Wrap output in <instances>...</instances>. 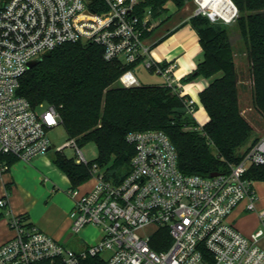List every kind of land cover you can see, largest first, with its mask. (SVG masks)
<instances>
[{
  "label": "built area",
  "instance_id": "1",
  "mask_svg": "<svg viewBox=\"0 0 264 264\" xmlns=\"http://www.w3.org/2000/svg\"><path fill=\"white\" fill-rule=\"evenodd\" d=\"M197 2V13L210 17ZM139 5L140 0H1L0 179L10 167L3 156L30 163L53 148L48 132L62 123L57 107L33 106L19 94V87L29 62L63 44L100 45L106 60L143 64L183 96L174 65L163 66L154 59L146 35L159 25V18L150 8L139 11ZM236 15L223 20L230 22ZM120 82L140 85L132 69ZM185 103L195 118V100L187 98ZM127 141L135 153L121 182L106 179L93 164L94 187L83 194L72 190V231L93 225L101 229L98 238L75 250L30 223L26 215H14L9 221L14 235L0 244V264H264L258 242L264 234V210L259 212L263 227L251 236L229 220L243 201L249 210L256 209L254 181L244 175L249 166L264 165V136L240 162L230 164L229 171L215 176L183 172L176 147L163 130L131 131ZM67 147L76 150L78 163H89L74 138L56 151L64 153ZM6 205L3 196L0 206Z\"/></svg>",
  "mask_w": 264,
  "mask_h": 264
},
{
  "label": "trees",
  "instance_id": "2",
  "mask_svg": "<svg viewBox=\"0 0 264 264\" xmlns=\"http://www.w3.org/2000/svg\"><path fill=\"white\" fill-rule=\"evenodd\" d=\"M190 1L140 0L139 11L150 8L158 19L168 3L182 9ZM232 1L238 12L230 22L213 21L203 12L188 21L200 37L204 59L183 82L199 76L210 79L200 93L210 117L203 126L187 112L188 97L173 92L166 84L124 86L120 77L135 64L106 60L103 47L94 43L63 44L24 74L19 94L35 107L41 103L55 105L69 139L75 138L79 147L89 141L97 145L98 157L88 164L58 151L52 157L73 188L93 177V164L106 179L121 182L131 170L135 153L127 141L131 131L163 130L176 147L179 168L188 174L227 172L230 164L242 160L250 149L245 146L252 138L253 126L242 112L244 72L238 69L235 58L238 53L247 55L253 104L264 116V0ZM154 30L146 35L151 36ZM2 159L10 166L19 160L16 156ZM244 177L264 181V165L249 166Z\"/></svg>",
  "mask_w": 264,
  "mask_h": 264
},
{
  "label": "crops",
  "instance_id": "3",
  "mask_svg": "<svg viewBox=\"0 0 264 264\" xmlns=\"http://www.w3.org/2000/svg\"><path fill=\"white\" fill-rule=\"evenodd\" d=\"M184 8H189V5L182 9ZM195 14H197V9L178 20L171 21L170 17L166 21H161L162 23H159L150 36L153 38L150 42L156 61L174 65L173 76L183 84V95L195 100L197 108L195 119L200 125H204L210 117L201 102L200 93L208 87L210 79L199 76L188 82H183V79L194 72L199 62L204 59L200 37L188 23L190 17ZM235 61L238 67L237 57ZM161 77L162 82L159 84L164 83V78ZM243 82L244 79L241 81V88H243ZM249 90L251 98L241 94L244 115L245 112L255 108L252 80L249 83ZM257 113L264 117L258 111ZM249 121L253 126L252 121L250 119ZM254 132L253 130L252 138L245 148L251 146L256 139ZM52 157L48 154L39 155L30 163L17 160L0 179V198L3 196L7 198V205L3 206L6 215L0 212L2 214L0 217V244L13 237L14 231L10 228L9 221L18 214L26 215L30 223L50 234L59 242H62L66 235L68 237L62 243L67 244L71 241L73 231L70 212L75 200L72 190L77 189L79 194L86 193L94 187L96 180L92 177L77 188H73L70 178L53 163ZM253 187L257 194L256 209L249 210L246 207L247 202L243 201L229 216L230 222L247 236H251L262 227L259 212L264 210V181H254ZM258 242L264 249V234Z\"/></svg>",
  "mask_w": 264,
  "mask_h": 264
},
{
  "label": "rangeland",
  "instance_id": "4",
  "mask_svg": "<svg viewBox=\"0 0 264 264\" xmlns=\"http://www.w3.org/2000/svg\"><path fill=\"white\" fill-rule=\"evenodd\" d=\"M0 3H1V0H0ZM186 5H189V8L178 9L174 3L172 2L168 3L167 10L164 11L162 15L160 16L159 22L163 21L169 16L171 17V21L178 20L180 17H185L186 15L193 13L194 9L198 10L199 8V3L197 2V0H192L188 2ZM218 19H223V18L219 17ZM152 39L153 38H150V40ZM236 57H237V62H238V69L240 71L245 72L243 76L244 82L242 83L243 88L241 89L242 90L241 94H244V96L251 98V91L249 90V83L251 79H250V74L248 72L249 60L247 59V55L244 53H238ZM131 69L135 73L140 84H159L162 82V77L160 74L147 69L143 64L137 63L133 65ZM245 115L253 123V130L255 131L254 135L256 137L255 139V142H256L259 138L264 136V117H261L257 113V110L255 108L252 110H249L248 112H245ZM48 135L53 144V149L49 150L47 154L50 157H52L56 153V147L64 144L69 139V135L63 124H59L58 126L50 129L48 132ZM254 143H252V145ZM80 149L85 154L87 159L90 161L98 157V148H97L96 143L93 141H89L87 143L80 145ZM63 152L65 155L69 157L76 158L77 156L76 150L71 147L65 148ZM0 212L6 215V211L4 207L0 206ZM262 227H263V224H262ZM72 234L73 236L71 237V241L67 244H64V243L63 244L70 248L83 249L86 247L87 243H92L94 239L100 236L101 229L93 225H87L80 232H77V233L73 232ZM67 237L68 235H66V237L62 239V242H65V238Z\"/></svg>",
  "mask_w": 264,
  "mask_h": 264
},
{
  "label": "bare ground",
  "instance_id": "5",
  "mask_svg": "<svg viewBox=\"0 0 264 264\" xmlns=\"http://www.w3.org/2000/svg\"><path fill=\"white\" fill-rule=\"evenodd\" d=\"M202 8L209 10L214 17L230 20L235 12L232 0H199Z\"/></svg>",
  "mask_w": 264,
  "mask_h": 264
},
{
  "label": "water",
  "instance_id": "6",
  "mask_svg": "<svg viewBox=\"0 0 264 264\" xmlns=\"http://www.w3.org/2000/svg\"><path fill=\"white\" fill-rule=\"evenodd\" d=\"M232 3H233V5H234V7H235V12H238V8H237V6L235 5V3L232 1ZM213 15L212 14H210V17H212ZM51 53L52 52H47L46 54H45V56H50L51 55ZM42 59H43V57H41V58H37V59H35V60H32L31 62H29V64H28V67H29V69H31V68H33V67H35L36 65H38L41 61H42ZM218 174V172H213V173H211L210 174V176H215V175H217Z\"/></svg>",
  "mask_w": 264,
  "mask_h": 264
}]
</instances>
